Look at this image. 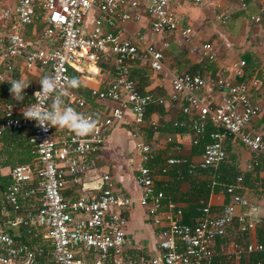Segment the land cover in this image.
<instances>
[{"label": "built area", "instance_id": "obj_1", "mask_svg": "<svg viewBox=\"0 0 264 264\" xmlns=\"http://www.w3.org/2000/svg\"><path fill=\"white\" fill-rule=\"evenodd\" d=\"M173 1L180 0H0V90L6 85L7 97L0 106V138L14 131L25 133L33 157L31 163L9 171L11 183L5 189L4 201L16 214L14 224L26 228L27 234L33 231L34 236L40 235L50 248L49 252L35 250L0 231V264H46L47 258L52 264H218L220 256L227 263H237L243 254L264 255V237L246 246L231 243L227 249L218 244L234 223L240 232H248L257 223L252 217L236 214L237 207L248 211L256 207L238 192L240 177L226 188L227 204L218 211L207 205L191 223L185 222L180 205L168 200L157 187L173 168L178 177L180 168H185L189 176L196 178L215 169L226 157L229 138L249 152L264 154V126H252L263 109L251 100V91L261 86L264 76L234 82L227 76L180 72L171 74L167 97L140 93L131 71L139 68L163 75L169 42L157 38L164 33L175 35L201 58L216 61L210 43L194 45L195 31L182 25L169 8ZM192 1L205 6L212 0ZM143 13L149 20L148 33L141 28L128 31L127 25L141 22ZM263 13L251 17V21L264 27ZM227 19V14L216 16L221 24ZM96 62L110 63L113 70V81L105 88L89 90L97 103L112 105L101 120L88 112L86 100L75 91L77 87H64L65 77L80 82ZM245 68L246 62L237 59L224 70L231 71L236 79L245 76ZM32 71L39 79L45 75L58 77L59 90L66 93L65 104L96 119V129L85 137L72 133L58 141L53 127L45 132L35 121L24 119L22 110L38 102L34 93L41 90L40 85L24 77L29 86L24 90V100L17 103L5 80L21 79L23 72ZM166 102L189 116L191 147L199 145L208 124L221 131L208 135L210 143L198 158L169 156L156 170L150 164L155 166L158 147L144 140L142 128L150 106ZM47 104H51L50 99ZM126 119L131 125L133 182L138 197L113 189L108 174L99 177L97 195L64 196L67 179L80 184L91 171L92 156L103 147L110 129ZM157 125L153 121L149 127L156 131ZM134 204L145 210L157 229L158 254L154 257H125L130 245L125 213Z\"/></svg>", "mask_w": 264, "mask_h": 264}, {"label": "crops", "instance_id": "obj_2", "mask_svg": "<svg viewBox=\"0 0 264 264\" xmlns=\"http://www.w3.org/2000/svg\"><path fill=\"white\" fill-rule=\"evenodd\" d=\"M169 8L178 16L182 25L194 29V45L202 41L211 44L216 54V61L209 62L201 58L197 52H192L189 46H184L182 41L177 40L175 35L166 37L164 33L157 39L159 42L163 40L169 42V48L164 54L165 71L163 75H156L152 71L141 69L148 73V78L145 77L143 79L141 77L138 79L140 81L142 80L143 84H146L145 91L157 89L158 92L163 93L167 97L170 93L171 74L180 72L197 73L204 77L227 76L234 82L248 81L252 77L264 76V27L261 24H256L251 21V17L259 15L264 10V0H212L211 3L205 6H197L192 0H180L171 2ZM219 14L228 15L225 24H221L216 20V16ZM262 18L264 21V13L262 14ZM148 24L149 20L145 13H143L142 21L136 24H128L127 29L133 32L137 28H141L147 34ZM237 59L245 61L249 69L248 71L245 69V76L243 78L234 79L231 77V71L227 73L224 69ZM203 66H206V68H203ZM137 69L140 70L139 68H133L132 70ZM89 72V74L80 78L79 86L75 91L86 100L88 112L96 119L101 120L108 115L112 105L110 103H105L106 105L97 103L89 96V90L105 88L113 79V70L110 63L104 64L96 62L89 66ZM21 76L31 80L34 85L39 84L40 79L37 72H23ZM132 78L134 79L133 76ZM134 80L139 88L137 80ZM251 100L259 104L263 109L262 114L252 123V126L258 129L264 126V81H262L258 89L251 91ZM163 108L165 109L163 116L156 112H151L147 117L145 128H142L144 140L157 145L158 156H160L161 161L170 153L166 150L168 146L167 139L170 136L161 129L154 131L149 127V124L153 121L157 123L168 121L179 113L177 107L172 106L168 102L163 105ZM127 121L129 122V119L110 129L103 147L92 156L93 166L91 171L82 177L80 184L74 185L67 179L66 188L63 191L64 196L76 198L97 195L96 185L99 177L103 174H108L113 189L122 191L134 198L138 197L139 192L133 182L132 141L130 139L131 125ZM152 130L153 132H151ZM70 134L72 133L66 129L61 130L53 127V136L58 141L67 139ZM148 136H150L149 139ZM173 141L174 147L172 150H175V147L178 146L180 152L186 154L191 149V134L189 131L176 134L173 137ZM229 148L230 150L228 152L235 153L237 162L242 170L246 169L256 159V156L243 148L236 139L229 138L226 143V150ZM198 157L199 155L192 154L188 158ZM161 161L159 162L160 165L162 163ZM1 172L8 174L9 169L4 168ZM260 176L264 177V174L260 173ZM170 180L169 176H166L165 179L161 180L163 184L160 188L165 187L166 184H170ZM187 187L190 186L183 183L179 189L181 192H184ZM250 199V202L256 206L255 209L248 211L237 207L236 214H244L245 216L252 217L258 223L259 218H264V198H257L256 196ZM222 201L223 196L212 195L209 198L208 205H210L211 209L213 208V211H218L223 205ZM177 204L182 207L180 203ZM125 217L127 218L126 232L130 240L125 257L128 259H137L156 256L158 254L156 240L157 229L147 217L145 210L139 205L134 204L126 210ZM237 225V223H234L229 229L227 236L234 235L237 232ZM255 227L256 225L248 231L252 234L250 241L260 239L259 237L261 236L264 237V234L260 232L256 233ZM42 242L45 243L44 241ZM231 243L234 242L228 240L222 243L218 242L220 247L223 246L225 249L229 248ZM46 251L49 252V250ZM227 262L224 257H219V264H230Z\"/></svg>", "mask_w": 264, "mask_h": 264}, {"label": "trees", "instance_id": "obj_3", "mask_svg": "<svg viewBox=\"0 0 264 264\" xmlns=\"http://www.w3.org/2000/svg\"><path fill=\"white\" fill-rule=\"evenodd\" d=\"M39 26V25H38ZM166 37L173 36V34L166 33ZM205 63V62H204ZM206 68V66H203ZM246 71H248L249 66H246ZM144 70V69H142ZM140 70H132V76L137 80L139 84V91L141 94H152L153 97H166L163 93L158 92L157 89L152 91H145L144 88L146 84H143L142 80H138L139 78L146 77L148 78V73ZM191 74H195L190 72ZM197 74V73H196ZM199 75V74H197ZM201 76V75H200ZM113 81V79H112ZM111 81V82H112ZM6 85L2 86L0 90V106L1 102L4 101L7 97L4 95ZM151 112H156L159 115L163 116L165 113V109L161 105H151L147 111L146 119L151 114ZM190 122L189 116L179 112L173 119H169L168 121L159 122L157 125V129L164 130L170 137V142L167 146V152H170L169 156L180 157V156H188L190 157L192 154L200 155L203 151L206 144L210 143L208 135L212 131H218L221 129L216 128L215 126L208 124L205 134L201 139L199 145L191 147L186 154H182V152L172 150L174 147L173 137L176 134H182L189 131L188 125ZM182 123V126H176L174 124ZM153 132V130L151 131ZM151 136V135H150ZM148 136V139L149 137ZM149 143V142H148ZM244 148V147H243ZM226 150L225 159L219 163V165L215 169H211L210 171H204L202 173L201 178L191 177L187 174L185 168H180V177L176 174V169H171L168 172V176L170 180V184H166L165 187H161L163 183L159 182L157 187L162 189L165 193V196L168 200H172L176 203L181 204V208L184 213V220L186 223H191L194 218L199 216L200 210L205 208L208 205L209 198L217 195L223 196L222 204H227L229 202V195L226 194V188L229 185L235 184V181L238 177L241 178V182L239 184L240 189L238 192L243 195L245 198L251 200L250 198H264V177L260 176V173L264 174V154L252 153L256 156V159L252 162L254 166V172L247 171L246 169L242 170L237 162V156L235 153H230ZM247 150V149H246ZM248 151V150H247ZM261 158V159H260ZM257 160V161H256ZM33 161V157L30 155V147L28 144V139L26 138L25 133L14 131L12 133L4 134L0 138V231L11 236L13 239L27 243L30 247L35 250L40 248H44L50 251V248L47 246V243H43L41 237L39 235L34 236V232L31 231L30 234H27L26 228L21 225H15V213L11 207H7L4 201V192L6 187L11 183V178L8 174H3L1 172L2 169L8 168L9 171L18 165L28 164ZM160 156H156L154 162L155 166L150 164L151 168L157 170L156 166L160 165ZM163 164L164 160L161 161ZM255 162V163H254ZM183 183L188 184L190 187L184 192L180 191V187ZM168 185V187H167ZM247 196V197H246ZM213 211V208H212ZM255 231L264 234V218H259L258 223L256 224ZM229 232V231H228ZM233 235V234H232ZM228 235L224 239L219 242H224L225 240L233 241L234 243L241 244L246 246L250 241L251 235L250 232H240L237 229V232L233 235ZM262 237V236H261ZM261 237H259L261 239ZM263 238V237H262ZM217 263L219 261V257L216 259ZM261 260L262 264H264V255L261 254H243L240 260L237 263L232 264H255L256 261ZM46 264H52L46 259ZM219 264V263H218Z\"/></svg>", "mask_w": 264, "mask_h": 264}, {"label": "clouds", "instance_id": "obj_4", "mask_svg": "<svg viewBox=\"0 0 264 264\" xmlns=\"http://www.w3.org/2000/svg\"><path fill=\"white\" fill-rule=\"evenodd\" d=\"M58 79L53 75H45L39 80L41 90L34 93V96L39 98L38 102L23 108L24 119L35 121L36 126L45 132L49 127H55L61 130L66 129L75 137L88 136L96 129L97 120L92 116H85L65 104L63 97L66 93L59 90ZM5 81L11 85L10 93L13 99L17 103L22 102L25 98L24 90L29 86V83L24 78ZM64 81L66 89L76 88L80 83L75 77H65ZM49 99L51 100L50 105L47 104Z\"/></svg>", "mask_w": 264, "mask_h": 264}, {"label": "rangeland", "instance_id": "obj_5", "mask_svg": "<svg viewBox=\"0 0 264 264\" xmlns=\"http://www.w3.org/2000/svg\"><path fill=\"white\" fill-rule=\"evenodd\" d=\"M112 62H113V60H112ZM246 165H247V164H246ZM249 165L251 166V168H250V169H247V168H246V170H247V171H250V172H254L255 170H254V166L252 165V163L249 164ZM246 197H247V196H246ZM247 198H248V197H247ZM247 198H246V199H247ZM247 200H249V199H247ZM249 201H250V200H249ZM230 264H232V263H230Z\"/></svg>", "mask_w": 264, "mask_h": 264}]
</instances>
